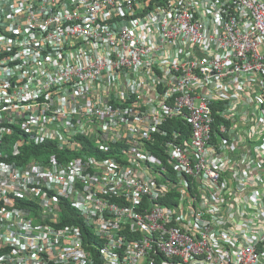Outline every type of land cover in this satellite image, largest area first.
<instances>
[{
    "label": "built area",
    "instance_id": "2783aa9c",
    "mask_svg": "<svg viewBox=\"0 0 264 264\" xmlns=\"http://www.w3.org/2000/svg\"><path fill=\"white\" fill-rule=\"evenodd\" d=\"M0 145V264H264V0H0Z\"/></svg>",
    "mask_w": 264,
    "mask_h": 264
},
{
    "label": "trees",
    "instance_id": "16d2710c",
    "mask_svg": "<svg viewBox=\"0 0 264 264\" xmlns=\"http://www.w3.org/2000/svg\"><path fill=\"white\" fill-rule=\"evenodd\" d=\"M8 138H11V137H8ZM5 143H9V140L6 139V142ZM48 143H45V144H42V145H38V146H23L22 149H23V154H25L26 158L31 160V159H35L36 157L38 158L40 154L42 155H45L46 151H44L46 145ZM6 149V146L5 145H0V151L1 150H5ZM71 214V213H70ZM70 218V217H69ZM67 219V222L68 221H72V222H78L80 223L81 220H78V219ZM71 222V223H72Z\"/></svg>",
    "mask_w": 264,
    "mask_h": 264
}]
</instances>
